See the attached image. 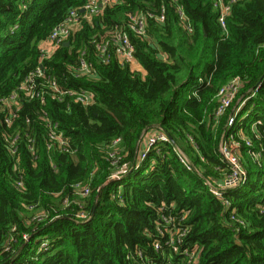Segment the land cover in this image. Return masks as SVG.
<instances>
[{"label":"trees","instance_id":"1","mask_svg":"<svg viewBox=\"0 0 264 264\" xmlns=\"http://www.w3.org/2000/svg\"><path fill=\"white\" fill-rule=\"evenodd\" d=\"M89 2L0 0V98L40 66L63 94L35 87L42 101L21 93L11 125L0 112V264H264V0H236L226 31L213 0H121L83 19L69 46L44 56L53 30ZM162 9L164 22L149 17ZM181 9L192 31L183 28ZM141 13L147 37L129 26L130 15ZM116 31L129 35L145 75L119 63ZM105 44L107 59L98 49ZM235 78L244 84L238 98L257 89L244 110H251L246 122L263 125L255 133L245 126L243 135L262 157L242 143L248 181L227 192L225 209L205 180L221 184L230 174L218 150L232 109L221 118L216 112L220 89ZM81 89L95 93L94 104L64 94ZM44 113L68 140L64 151L50 145ZM160 128L175 144L159 143L134 168L146 135ZM176 147L198 172L181 163ZM78 184L90 194H76ZM231 209L243 224L230 219ZM164 217L185 232L177 252ZM185 249H197L193 261Z\"/></svg>","mask_w":264,"mask_h":264},{"label":"built area","instance_id":"2","mask_svg":"<svg viewBox=\"0 0 264 264\" xmlns=\"http://www.w3.org/2000/svg\"><path fill=\"white\" fill-rule=\"evenodd\" d=\"M121 0H90L81 11L72 10L69 16L64 20L60 25H58L50 37L46 42H44L42 46V53L46 57H51L64 43L68 41V39L78 32L82 25V20H91L94 16L102 13L103 9L107 6H115ZM214 7L217 11H219V21L224 31L227 30L226 21L227 18L232 13L233 4L236 0H213ZM83 11V12H82ZM166 10L162 9L160 15L154 16L150 15V18H157L158 22H164ZM180 21L182 23L183 28L186 31H192L191 25L188 22V18L182 9L179 11ZM130 29L141 37H147V16L143 13L130 15ZM112 41L115 45L114 54L118 59L119 63L122 66L130 65L136 63L135 59V46L132 43L129 35L125 32L116 31ZM98 49L101 52L102 58H110L109 55V45H100ZM92 65L82 61L81 62V71L86 74L92 73ZM38 80V81H37ZM35 87H40L47 90H50L52 93L61 94L60 87L58 83L52 79L51 77H46L43 66L37 68V70L32 73L9 97L0 98V112H5V123L11 125L15 118L17 117L18 110L20 108L21 101V93H24L27 98L33 100L37 97H40L43 101L44 92L35 91ZM244 84L240 78H235L231 80L228 84L222 87L218 94L219 100V108L216 112V116L218 118L223 117L227 114L228 110L232 109L229 116L228 121L225 127V131L221 136V141L219 144V154L222 157L223 161L229 166L230 174L227 178L220 184L218 181L207 179L205 180L206 185L209 187L211 193L222 203L225 209L231 208L232 204L230 202L229 197L226 196L227 192L237 189L243 185H245L248 181V174L242 164V157L240 149L242 147V143L245 144L246 148H249V153H251L252 157L259 161L262 157V153L254 150V144L252 143V139L247 136H244L245 126H250L249 128L253 130L255 133L258 129V126L263 125L261 120H255L254 122H246L248 118H250L251 110H244L249 101L252 100L257 95V89L250 90L240 98H238L240 91L243 89ZM64 94H69L72 97H75V101L84 106H89L95 103L96 95L92 91L89 90H77V91H68ZM196 95V93L194 94ZM235 105L236 108H235ZM253 107H251L252 109ZM244 111V113H243ZM43 119L46 123L47 129H49V137L52 141L51 146L54 145V142H59L65 150L66 145L68 144V140L63 136L62 133L56 132V127L58 125L53 124L51 119L48 118L47 114L44 113ZM234 130V131H233ZM259 137V135H256ZM119 141H116L118 143ZM171 142L168 135L164 132L163 129H159L158 131L152 132L146 135L145 144L141 148L139 160L137 161L134 168L138 169L144 160L147 157V154L153 149L156 148L159 143ZM33 150V148H32ZM8 151L11 153L13 157L17 155L18 148L16 147V140H12L9 143ZM175 151L181 161L189 170H196L194 165L192 164L189 157L182 151L180 148L176 147ZM113 156V155H112ZM198 172V171H197ZM121 174H116L113 176L114 180L120 179ZM23 182L21 180L18 181V188L23 187ZM76 194H79L83 197H86L90 194V190L86 186H82L78 184L74 187ZM232 213L230 215V219L235 223L243 224L236 216V211L231 209ZM81 218L88 219L85 214L79 215ZM44 214L39 213L36 215V218L41 221L43 219ZM164 222L169 225L171 231V239L170 245L177 252L180 245L182 244V237L185 235V232L182 231L181 228H177L172 219H168L166 217L163 218ZM25 239L28 238L27 235L24 236ZM43 247H47V244L44 243ZM157 250L161 249V245L159 243L155 244ZM8 249V248H6ZM183 254L186 255L193 261L196 258L197 249L190 251V249H185ZM25 264V263H24Z\"/></svg>","mask_w":264,"mask_h":264},{"label":"crops","instance_id":"3","mask_svg":"<svg viewBox=\"0 0 264 264\" xmlns=\"http://www.w3.org/2000/svg\"><path fill=\"white\" fill-rule=\"evenodd\" d=\"M131 67L133 70L137 71L138 73H142L143 75H145L144 69L142 68V66L138 62L132 64Z\"/></svg>","mask_w":264,"mask_h":264},{"label":"water","instance_id":"4","mask_svg":"<svg viewBox=\"0 0 264 264\" xmlns=\"http://www.w3.org/2000/svg\"><path fill=\"white\" fill-rule=\"evenodd\" d=\"M83 12V11H82ZM70 45V42H66V43H64V46H69ZM167 135H168V137L170 138V141H171V143L172 144H175V141L172 139V137L170 136V134L168 133V132H166V131H164Z\"/></svg>","mask_w":264,"mask_h":264},{"label":"rangeland","instance_id":"5","mask_svg":"<svg viewBox=\"0 0 264 264\" xmlns=\"http://www.w3.org/2000/svg\"><path fill=\"white\" fill-rule=\"evenodd\" d=\"M237 105H235V108H236ZM144 143H145V140H144Z\"/></svg>","mask_w":264,"mask_h":264}]
</instances>
